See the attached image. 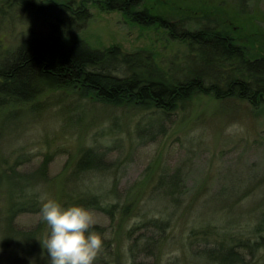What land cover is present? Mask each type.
<instances>
[{
    "label": "rangeland",
    "instance_id": "obj_1",
    "mask_svg": "<svg viewBox=\"0 0 264 264\" xmlns=\"http://www.w3.org/2000/svg\"><path fill=\"white\" fill-rule=\"evenodd\" d=\"M144 6L176 25L193 16L204 25L218 20L231 24L236 37L247 38L250 55L264 57V0H147ZM53 32L101 51L112 46L126 53L145 51L174 77L184 73L194 54L166 30L108 11L103 0H35L33 6L0 0V64L23 41L48 39ZM228 98L200 95L187 108L166 114L56 92L43 95L36 107L2 110L0 264H48L42 245L50 230L39 214L40 200L39 210L18 215L7 231L3 209L12 193L21 195V186L26 195L29 189L38 199L46 193L64 208L82 192L117 206L113 218L90 211L91 227L101 228L104 249L111 251L104 260H98L100 252L94 264H133L127 247L132 237L144 235L145 230L135 229L152 217L171 221L166 241L153 258L137 257L136 264H206L192 258L204 248L205 230L247 237L257 223L259 210L254 209L264 203V102L253 106ZM230 125L236 127L226 134ZM86 148L106 152L108 170L70 178ZM48 157L46 182L42 167ZM176 172L182 179L177 186L181 197L168 209L160 185ZM30 175L38 180L27 187ZM16 198L10 201L22 200ZM247 262L264 264V249Z\"/></svg>",
    "mask_w": 264,
    "mask_h": 264
},
{
    "label": "trees",
    "instance_id": "obj_2",
    "mask_svg": "<svg viewBox=\"0 0 264 264\" xmlns=\"http://www.w3.org/2000/svg\"><path fill=\"white\" fill-rule=\"evenodd\" d=\"M103 1L108 11L122 12L135 24L164 29L171 37L185 42L193 49V57L188 61L184 73L176 77L164 73L149 53L144 54L145 51L126 53L120 46L101 51L81 39L58 36L53 32L48 39L23 41L0 64V112L20 105L36 107L43 95L56 92L93 98L104 105H135L142 110L155 109L166 114L187 108L200 95H212L221 100L224 97H237L253 106L264 102V57L253 58L247 50V38L236 37L231 31V24L218 20L204 25L193 16L188 21L189 25L187 21L176 25L155 14L152 8H141L147 0ZM17 2L33 6L35 0ZM212 36L223 41H215ZM106 156V152L94 148L83 149L77 160L76 171L70 178L107 171L109 167L104 164ZM49 160V157L45 159L42 167L46 182H49L46 175ZM36 176L27 177V187L31 185L30 180H38ZM171 178L169 183L160 185V188H164L162 200H165L168 209L174 208L172 203L178 202L181 197L177 187L182 180L180 173H174ZM23 188H18L22 192L20 196L11 194L3 209L2 216L7 219L8 232L12 231L11 224L18 215L39 210L37 196L26 195ZM82 193L69 206H83L107 217L116 216V205H103L97 194ZM12 197H21L18 199L22 200L13 202L10 201ZM151 201L153 198L146 201L145 207ZM261 208H264V203L254 209L259 210L255 214L257 223L251 226L252 229L249 228L247 237L224 230L204 229V248L197 250L192 258L203 260L206 264H247L248 258L257 256L264 249V209ZM170 223L165 217H152L142 227L135 229L136 232L139 229L145 232L141 237H132L127 247L126 253L133 264H136L137 257H154L166 241ZM89 231H96L104 237L100 227H91ZM101 252L98 260H104V253L111 251L104 249L103 244Z\"/></svg>",
    "mask_w": 264,
    "mask_h": 264
},
{
    "label": "clouds",
    "instance_id": "obj_3",
    "mask_svg": "<svg viewBox=\"0 0 264 264\" xmlns=\"http://www.w3.org/2000/svg\"><path fill=\"white\" fill-rule=\"evenodd\" d=\"M234 127L230 125L226 134ZM27 191L31 195L33 190ZM39 200V214L50 230L42 245L49 257L48 264H94L103 249L104 237L89 231L93 224L92 212L83 206L64 208L46 193Z\"/></svg>",
    "mask_w": 264,
    "mask_h": 264
}]
</instances>
